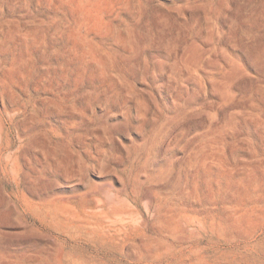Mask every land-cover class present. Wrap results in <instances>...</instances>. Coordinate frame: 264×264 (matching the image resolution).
I'll return each instance as SVG.
<instances>
[{"label":"rangeland","instance_id":"rangeland-1","mask_svg":"<svg viewBox=\"0 0 264 264\" xmlns=\"http://www.w3.org/2000/svg\"><path fill=\"white\" fill-rule=\"evenodd\" d=\"M0 264H264V0H0Z\"/></svg>","mask_w":264,"mask_h":264}]
</instances>
